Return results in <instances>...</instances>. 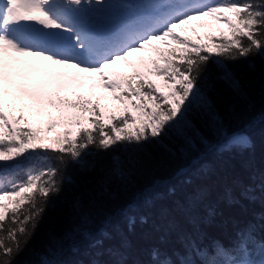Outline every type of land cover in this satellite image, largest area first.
Here are the masks:
<instances>
[{
	"label": "snow or ice",
	"instance_id": "snow-or-ice-1",
	"mask_svg": "<svg viewBox=\"0 0 264 264\" xmlns=\"http://www.w3.org/2000/svg\"><path fill=\"white\" fill-rule=\"evenodd\" d=\"M256 56L264 59V0H0V264H16L70 182V166L92 171L109 153L106 175L126 181L152 161L146 146L175 155L165 138L179 141L186 163L118 213L131 233L149 224L135 214L140 200L151 205L164 198L159 189L174 198L175 183L186 186L152 223L160 244L147 250L148 259L132 258L118 226L119 243H111L115 215L97 223L76 199L75 223L46 249L58 258L43 264H64L65 256L86 257L76 264H264L256 224L264 222V168L248 162L247 182L236 179L215 198L209 184L193 179L208 176L209 153L254 150L249 135L227 132L201 83H210L212 65L239 91L229 64ZM203 117L215 142L194 123ZM21 157L40 163L22 168ZM106 191L101 185L98 195ZM243 201L261 211L240 226L225 209H243ZM218 217L233 225L228 244L207 240L204 228Z\"/></svg>",
	"mask_w": 264,
	"mask_h": 264
},
{
	"label": "trees",
	"instance_id": "trees-1",
	"mask_svg": "<svg viewBox=\"0 0 264 264\" xmlns=\"http://www.w3.org/2000/svg\"><path fill=\"white\" fill-rule=\"evenodd\" d=\"M209 68L210 73L206 79L210 83L205 87L202 82L201 87L207 91L212 107L223 121L224 128L229 134H247L254 143L252 151L233 150L223 154H207L205 162L209 168L208 176L206 178L193 176V179L196 183L209 184L215 198L226 184H231L236 179L247 182L248 162H254L257 169L264 168V59L256 56L229 64L235 80L238 81L239 91L218 79L212 65ZM194 123L205 138L213 142L217 140L207 117L198 118L194 120ZM164 143L175 152V155H171L158 146H146L152 154V161L144 170L132 173L126 181L106 175L109 153L100 154L101 161L92 171L80 172L70 166L68 169L70 182L65 183L61 193L50 201L34 236L24 251L16 257V264H43L45 260L58 258L49 255L46 249L52 243V237L63 236L75 223L72 205L76 199L82 200L88 206V210L97 223L105 215H115L111 243H119L120 236L115 231V226H118L132 243V258L147 260V250L160 244V233L154 231L152 223L161 222L160 209L170 207L173 199L182 198L186 186L177 181L175 183L177 192L174 198L167 196V188H161L159 191L164 193V198L154 200L151 205L140 200L135 214L149 217V224L144 226L137 224L131 233L127 230L125 218L118 213L154 181L166 180L177 167L186 163L177 151L179 141L175 138H165ZM198 147L201 152H204L203 145L198 144ZM191 155H198V153ZM20 161L22 168L28 167L31 163H40L38 158L33 157L29 159L21 157ZM101 185H106L107 191L103 195H98ZM242 203L243 209L239 207L225 209V216L231 221L239 222L240 226L253 220L254 213L261 211L259 203L250 204L247 201ZM221 207L224 206L221 205ZM261 223L264 222L256 221L258 236L264 235V228L260 227ZM204 231L207 234V240L216 239L228 244L233 237L234 228L231 222L225 226L223 218L218 217L213 224L205 227ZM174 243L175 237H169L168 246ZM62 259L64 264H76L77 259L86 261L84 256L78 258L65 256ZM102 259L105 262L108 261V257Z\"/></svg>",
	"mask_w": 264,
	"mask_h": 264
},
{
	"label": "rangeland",
	"instance_id": "rangeland-1",
	"mask_svg": "<svg viewBox=\"0 0 264 264\" xmlns=\"http://www.w3.org/2000/svg\"><path fill=\"white\" fill-rule=\"evenodd\" d=\"M203 33H204V30H201V34L203 35ZM62 129H60V128H57V129H55L54 131H53V133H51L50 135H52V136H54L57 132H59V131H61Z\"/></svg>",
	"mask_w": 264,
	"mask_h": 264
}]
</instances>
